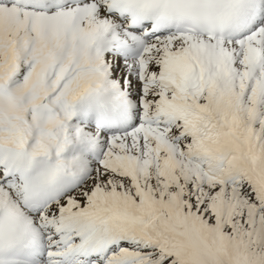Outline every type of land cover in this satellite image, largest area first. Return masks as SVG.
Returning a JSON list of instances; mask_svg holds the SVG:
<instances>
[{"label":"snow or ice","instance_id":"6c2138e0","mask_svg":"<svg viewBox=\"0 0 264 264\" xmlns=\"http://www.w3.org/2000/svg\"><path fill=\"white\" fill-rule=\"evenodd\" d=\"M0 264H264V0H0Z\"/></svg>","mask_w":264,"mask_h":264}]
</instances>
